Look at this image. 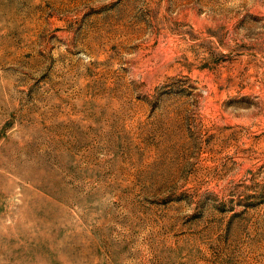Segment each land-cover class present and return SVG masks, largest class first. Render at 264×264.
<instances>
[{
    "label": "rangeland",
    "instance_id": "rangeland-1",
    "mask_svg": "<svg viewBox=\"0 0 264 264\" xmlns=\"http://www.w3.org/2000/svg\"><path fill=\"white\" fill-rule=\"evenodd\" d=\"M0 264H264V0H0Z\"/></svg>",
    "mask_w": 264,
    "mask_h": 264
}]
</instances>
